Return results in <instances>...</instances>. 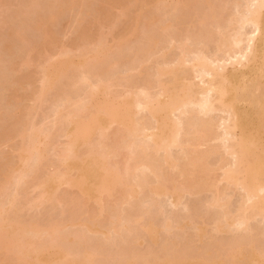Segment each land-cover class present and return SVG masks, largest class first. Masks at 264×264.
<instances>
[{"label":"bare ground","instance_id":"bare-ground-1","mask_svg":"<svg viewBox=\"0 0 264 264\" xmlns=\"http://www.w3.org/2000/svg\"><path fill=\"white\" fill-rule=\"evenodd\" d=\"M18 7L11 15L21 23L0 34V59L7 57L0 60V146L13 149L0 152V264H96L95 250L73 252L67 242L96 235L115 244L111 235L132 234L141 220L123 208L131 198L167 196L179 207L184 195L203 191L213 193L207 207L218 210L214 232L237 228L246 236L219 237L214 257L205 248L190 254L191 244L171 251L165 240L163 255L149 252L143 264H264V247L250 231L253 219L264 220V0H23ZM69 14L67 49L56 28ZM28 29L38 38H26ZM49 47L55 52L46 56ZM75 67L83 76L63 91L53 126L40 129L33 113ZM30 98L33 105H24ZM55 132L66 142L43 174ZM32 177L35 206L66 205L65 225L15 218ZM232 190L242 193L236 211ZM81 199L104 219L78 218ZM139 228L159 243L153 221ZM165 228L171 231L169 222ZM206 229L197 224L195 236L203 240Z\"/></svg>","mask_w":264,"mask_h":264},{"label":"rangeland","instance_id":"rangeland-1","mask_svg":"<svg viewBox=\"0 0 264 264\" xmlns=\"http://www.w3.org/2000/svg\"><path fill=\"white\" fill-rule=\"evenodd\" d=\"M21 1L23 0H0V34H2L1 36H3L4 34L5 36L8 35V33H10L12 29L17 28V26L19 25L18 24L19 21L21 23V20L15 19L16 17L12 16L13 14L11 13V12L15 13L14 11H16V8L20 5ZM117 11H118L117 9H114L115 13H117ZM70 15L71 14L63 16L59 21L58 27L56 28L58 33L60 34L61 42L63 44L62 46L67 49L72 47L71 38L73 37V28H72L73 17ZM10 16L14 18H11ZM166 17L167 15L165 16V18ZM124 21L125 20L123 19V22ZM30 30L29 31L26 30L25 35L26 38H29L30 40L32 39L33 41V39L34 38L37 39L38 36H36L35 31H32V29ZM17 47L19 48L20 45ZM20 48H22V46ZM20 48L19 50L15 48L14 51L16 52L14 53L18 54L21 51ZM52 48L53 47L48 48L49 50L46 53V56H48L49 54H53L55 52V50ZM19 55L20 53L18 54V56ZM1 57L5 58L3 56ZM5 59H7V57ZM41 62L43 65L46 64V59L45 60L41 59L39 63H37L36 61V65L33 67V70L36 73L35 79L33 81L34 87H31L33 90L35 87L38 88L40 86V77L42 73V68L39 67V64H41ZM1 64H3V62H1ZM121 69L124 70V67H122ZM1 70L3 72L4 66L1 67L0 71ZM125 72L122 71V73ZM134 73L136 72H133L132 74ZM82 76H83L82 71L76 69L75 67V69L69 70L65 78L55 82V85L52 88V90L46 95L45 104L42 106L43 108L42 107L40 109L37 108L33 113L35 116V120L33 121L35 122L37 127H39L42 130H45L46 128L53 126L56 120V116H54L55 110L58 109L59 105H61L59 103H62L59 102V99L61 100L62 98L61 96L65 91L67 90L73 91L72 88L74 81L77 80L78 78H81ZM121 76L123 75H120V77ZM31 88H28L29 92L33 91L31 90ZM121 89L123 88L117 86L113 88L114 91H121ZM23 92L24 91L21 90L20 94ZM26 92L28 95V91ZM11 93L13 92H9V94ZM30 100L29 99L25 100L23 104L26 106L27 105L32 106L33 102L32 100L31 101ZM51 142H53L54 145L50 147L45 153V160L43 162V166L41 170V173L43 174L52 172L54 170V167L51 164L56 161V158L60 153V147L66 142V139L65 137L55 132ZM11 147L12 146L9 144L2 145V147L0 146V152L13 153V149ZM213 164L216 165V163ZM34 182L35 180H33L32 177L29 180L28 184L25 185V188L23 187L24 190H21L22 193V195L20 196L21 200L23 201V199L27 198V201H23L21 203L22 209L17 212L15 218L20 219L21 221L35 220L42 222L45 220H50V221H56L60 223L62 226L65 225L70 219V214H71L70 208L58 202H54L52 204H48L46 206L37 208L35 206V201L38 197L39 190L35 188ZM16 188L17 187L11 186L10 191L11 192L15 191ZM227 194H229V197H231L230 198L231 200L229 202L231 211H236V208L241 204L242 193L239 191L232 190V191H228ZM143 195L145 196V194H142L135 198H131L128 204L123 205V208L128 210L127 212L129 213L130 216H132L131 219L133 218V221H135L136 218L141 219L139 222L133 223L132 228L136 230L133 231L132 234L129 235V233L127 232H122L119 235L118 234L111 235V237L115 239V244H110L103 241L99 242L97 240L99 239L100 236L88 235V237L82 243L78 242L76 244L75 240H73L72 242H67L69 244L68 248L73 250L74 252L75 251L74 249L78 247L76 250L77 253L80 251L95 250L94 259L96 264H101L100 261L102 260H104L103 261L104 263L102 264H120L124 260V258H126V256L129 257L130 259L131 257H133V255L140 256L141 258L140 257L135 258V262H131V264H143L145 260L151 259L149 258V252H158L159 256H162L164 251L163 245L166 241L167 243L170 244L171 251L178 244L183 246L186 244H191V249L188 250L190 254L192 255L198 254V249L205 248L203 252L205 253L207 251L206 255H209V257H214L216 256V254L213 250L216 247V241L218 240L219 237L220 238L222 237L221 239L227 237L225 241H228L229 243L233 239V237H236V235L241 236V234L243 235L244 233L242 230H239L237 228L226 234H217L214 232V222L213 221L211 222V220H213V218L211 217L213 216L214 212H217L218 210L213 207L211 208L210 206L207 207L208 205H206V201L211 200L213 198L212 197L213 193H211L210 191H203L197 194L194 193L191 195H184L182 201L180 202V206L178 205L179 207L177 206L173 207L174 205L171 204L172 202L170 201L171 199H168L169 197L167 198V196L166 197L161 196L159 198L157 197L156 201L154 200L155 203L154 204L152 198H149L150 199L149 200L148 198H146L148 196L144 198ZM116 198L106 203L107 209L110 207V205L114 202ZM79 203L81 205L79 206L83 207V209L78 213V218H81L82 220L104 219V217L102 216L96 218L93 217L92 216V214H94L93 209H91V211L87 213L86 207L88 206L94 207V205L87 206L86 201L82 199L80 200ZM207 208H210L208 213H207ZM215 209L217 211H215ZM6 211L7 213L13 212L12 209H6ZM215 215L216 214H214V216ZM262 219L260 217L253 219L250 222L251 225L250 231H252L251 236L254 235V237L255 236L258 237L257 244L261 242L262 246L264 247V237H263L264 220ZM150 221H153L155 223L158 233L160 234V241L158 244L151 242L147 237H145L142 229L139 228L141 225L144 224L146 225ZM204 221L207 223L206 237L203 240H199V238L195 236V226L199 223L201 224ZM167 222H169L171 225L170 232H168L167 229L165 228V224H167ZM79 230H80V226L75 225L73 227H69L67 233H70V235L73 236V234ZM244 236H246V234ZM122 238H124L125 241L120 240ZM139 238L141 240L143 238L145 242L143 240L144 243L141 241L142 243L138 245L136 240ZM132 260L134 261V258Z\"/></svg>","mask_w":264,"mask_h":264}]
</instances>
